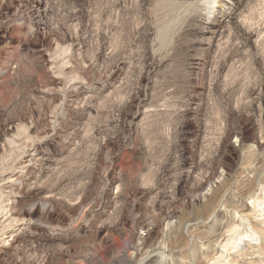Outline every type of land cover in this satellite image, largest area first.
Segmentation results:
<instances>
[{
    "label": "rangeland",
    "instance_id": "obj_1",
    "mask_svg": "<svg viewBox=\"0 0 264 264\" xmlns=\"http://www.w3.org/2000/svg\"><path fill=\"white\" fill-rule=\"evenodd\" d=\"M261 137L264 0H0V264H170L163 222L206 221L221 173L245 236L175 263L264 264Z\"/></svg>",
    "mask_w": 264,
    "mask_h": 264
},
{
    "label": "bare ground",
    "instance_id": "obj_2",
    "mask_svg": "<svg viewBox=\"0 0 264 264\" xmlns=\"http://www.w3.org/2000/svg\"><path fill=\"white\" fill-rule=\"evenodd\" d=\"M202 1L204 0H195V3H202ZM208 3V2H207ZM240 122V121H239ZM234 129H232V131L229 133V135L227 136L228 137V140H233L231 142L232 146L235 148V149H240L242 147H244V140H243V132H242V127H241V124L238 123V122H235L234 124ZM261 136V135H260ZM226 142V141H225ZM229 142V141H228ZM227 145V144H226ZM229 145V144H228ZM251 145V144H250ZM250 145L248 146L250 148ZM250 150V149H248ZM251 150L253 151V153H251L252 155L255 153H259L261 151H264V137H261V138H258V139H255L253 142H252V145H251ZM243 154V153H242ZM257 156V155H256ZM254 158V157H253ZM249 163V162H248ZM253 163V162H252ZM256 163V162H255ZM255 165V164H254ZM242 168V167H241ZM259 171V170H258ZM242 174V173H241ZM256 174V173H254ZM241 176V175H240ZM254 176V175H253ZM227 177V174H224V173H221V177H220V182L216 181L217 184L212 186L209 190H208V195L211 194V192L214 190H216L218 192L219 191H223V188H224V184L223 182L221 183V181H225V179ZM250 177V176H249ZM248 177V178H249ZM252 177V176H251ZM256 177V176H255ZM246 178V177H245ZM258 178V177H257ZM255 179V178H254ZM247 180V178H246ZM229 181V179L227 180ZM239 181V180H238ZM237 181V182H238ZM16 182L17 180H10L8 181L7 183L9 185H6L8 188H14V186L16 185ZM215 182V183H216ZM240 182V181H239ZM247 182V181H246ZM256 182V180L254 181ZM227 183V182H226ZM253 183V182H252ZM230 184V183H229ZM235 184V183H234ZM256 184V183H255ZM238 185V184H237ZM241 185V184H240ZM253 185V184H252ZM257 185V184H256ZM254 186V185H253ZM251 186V187H253ZM243 187V186H242ZM250 185L247 187L249 188ZM246 188V187H245ZM225 189V188H224ZM241 190V189H240ZM254 190V189H253ZM207 191V190H206ZM215 191V192H216ZM245 191V190H244ZM249 191V190H248ZM237 192V190L235 191ZM242 193H244L242 190H241ZM240 192V193H241ZM219 193V192H218ZM228 192L224 190V193L223 195L220 197V195H217V196H211V198L207 195L206 196V193L205 194H202L201 196L199 195V197L197 198H194L192 200H190L193 204H199V203H203V202H209L208 203V207H207V212H206V216H208V213L211 212L212 214L208 216V218H206V221H198V218L197 219H186V221H183V220H179V221H175L173 222L172 218L168 219V221H164L162 226L163 228L161 227V231H160V239H162L163 241V244L162 246L163 247H167L165 243V240L168 239V237L170 238L171 236L174 238L173 242L170 243V245H168V247H171V254H170V257H171V263L170 264H176L175 263V260L177 255L180 256V252L176 251V249H179L181 246H184L186 245L188 242L190 241H193V240H196L197 237L199 239H201V242L203 243V241L205 240H208L209 241V244L207 245V249L206 251L208 250L209 254L212 253V255L210 256H204L206 259L209 258V260H212L215 256H217V254L220 252V250L218 249V246L223 243H226L228 244L229 243H233L236 245V239L234 238H231L229 239L230 237L227 235V233L229 232H233V234H238L239 236H241L242 238L245 236L243 235V232L241 231H238L237 230V224H236V218L234 217H228V214L229 212L227 211H223L221 209H219L218 207L221 206L222 204H224V201L227 199V194ZM234 193V192H233ZM239 193V192H237ZM248 193V192H247ZM214 194V193H212ZM6 195V194H5ZM216 195V194H215ZM242 195V194H241ZM246 195V194H244ZM248 196V195H247ZM217 197H220L219 199ZM246 197V196H245ZM6 198V197H5ZM250 198V197H249ZM3 199V198H2ZM2 201V200H1ZM0 201V208L3 209V213L2 215H0V223H4V222H7L9 221L10 219H12L13 215H14V210H13V204L15 203L14 201V198L12 196H8L6 199H3V202ZM254 201V200H253ZM2 204V205H1ZM205 204V203H204ZM203 204V205H204ZM230 204V203H229ZM228 204V206H229ZM192 205V204H191ZM207 205V204H206ZM233 205V204H232ZM227 206V205H226ZM225 206V207H226ZM231 206V205H230ZM234 206V205H233ZM232 206V207H233ZM205 207V206H204ZM222 207V206H221ZM224 207V208H225ZM237 205L234 207L236 208ZM243 208L242 211H249V207L250 205L249 204H244L243 206H241ZM228 208V207H227ZM205 210V209H204ZM226 210V209H225ZM237 209H235L236 211ZM235 213V212H233ZM239 212H237L238 214ZM236 214V215H237ZM173 216V215H172ZM202 216V215H201ZM174 217V216H173ZM180 217V216H179ZM204 217V216H203ZM178 218V216H177ZM176 218V219H177ZM179 219V218H178ZM182 219V218H181ZM228 230V231H227ZM204 235H207V237H205V239L202 237ZM229 237V238H228ZM241 239H237V241L241 242ZM233 239V240H232ZM229 240H231L232 242H230ZM199 242V241H198ZM206 242V241H205ZM215 243L216 244V248H212V244ZM243 243V245H242ZM169 244V242H168ZM234 246V245H233ZM251 245L246 243V242H241V245L238 246L239 247V250H238V254H241V255H245L248 253V250L250 248H252V246L250 247ZM255 247V246H254ZM260 248V247H259ZM257 247V250L259 249ZM162 249V248H161ZM164 249V248H163ZM168 249V248H167ZM253 249V248H252ZM255 249V248H254ZM254 251V250H253ZM256 251V250H255ZM250 253H254V252H251V250L249 251ZM204 253V252H203ZM206 253V252H205ZM214 253V254H213ZM202 254V253H201ZM251 255V254H250ZM247 256L246 257H250L251 259V256ZM201 256V255H200ZM221 256V255H220ZM256 257V255H254ZM165 257V256H164ZM163 257V258H164ZM181 257V256H180ZM219 257V255H218ZM225 257V256H223ZM245 257V258H246ZM217 260L218 258L215 257ZM214 258V259H215ZM222 258V256L220 257ZM219 258V259H220ZM254 258V257H253ZM201 259L203 260L204 258H200L199 261H197L196 259L192 258L190 262H187L186 264H208L207 262H204L206 261V259L204 261H201ZM210 262V261H208ZM225 262V261H224ZM257 263V262H255ZM251 264V263H249Z\"/></svg>",
    "mask_w": 264,
    "mask_h": 264
}]
</instances>
